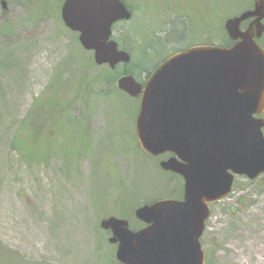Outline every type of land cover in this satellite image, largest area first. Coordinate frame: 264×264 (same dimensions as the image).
<instances>
[{
	"label": "rangeland",
	"instance_id": "374dc122",
	"mask_svg": "<svg viewBox=\"0 0 264 264\" xmlns=\"http://www.w3.org/2000/svg\"><path fill=\"white\" fill-rule=\"evenodd\" d=\"M5 1L10 13L3 16L0 9V264H118L117 247L100 222L115 216L137 230L142 225L135 211L180 199L182 182L162 171L164 157L152 158L141 148L135 126L140 102L118 89L106 96L100 78L109 67L93 66V53L65 26L61 10L51 15L50 3L57 0ZM129 4L134 17L115 27L114 39L129 42L119 47L131 53L129 65L143 82L140 70L156 68L189 44L227 45L225 22L252 10L254 0ZM259 43L264 49V35ZM146 47L154 54L144 55ZM73 55L80 76L68 84L65 98L71 102L56 111L62 118L50 127L48 103L57 93L56 101L63 96ZM35 109L37 144L49 149L36 157L24 152L20 134ZM211 210L201 240L205 264H264V174L254 181L237 177L232 194Z\"/></svg>",
	"mask_w": 264,
	"mask_h": 264
},
{
	"label": "water",
	"instance_id": "95a60500",
	"mask_svg": "<svg viewBox=\"0 0 264 264\" xmlns=\"http://www.w3.org/2000/svg\"><path fill=\"white\" fill-rule=\"evenodd\" d=\"M133 13L121 0H65L61 19L93 53L95 65L114 70L131 62L113 39L117 23ZM253 20L242 30V24ZM229 48L200 46L168 58L145 84L126 75L118 89L141 99L136 131L153 157L174 156L164 171L185 182L184 199L159 200L139 207L146 227L109 217L100 227L111 232L119 264H205L201 239L210 204L227 198L236 176L256 180L264 174V0L228 19Z\"/></svg>",
	"mask_w": 264,
	"mask_h": 264
},
{
	"label": "trees",
	"instance_id": "16d2710c",
	"mask_svg": "<svg viewBox=\"0 0 264 264\" xmlns=\"http://www.w3.org/2000/svg\"><path fill=\"white\" fill-rule=\"evenodd\" d=\"M121 1L126 5V7L130 11H133L132 10V7L129 4V0H121ZM63 2H64V0H62V1L61 0H57L55 2V5L52 2L50 3L49 8H50V12H51V15L52 16H56V15L59 14ZM115 40L117 42H119V43L120 42L123 43L124 45L125 44H129V42H127V41L124 42V41H121V40L116 39V38H115ZM133 41L138 42L137 40H133ZM159 41L161 42V40H159ZM151 54H154L153 50L151 51L150 47H148V48L146 47V51H145V54L144 55L151 56ZM74 57L75 56L73 55L72 60L70 62L69 70L71 72V74H70L71 76H70V79L67 81L66 87L63 89V92H62L63 93V96L59 99L60 101H56V98L55 97L58 94L57 93L49 101V103H48V108L50 110L49 112H51L52 115H49L48 114V116L46 117L45 123L48 124L50 127H56V124L62 118L61 117L59 119V117H56V111H58V110L60 111L59 108H61V107L66 108L69 105V103L71 102L72 97H71V99L69 101H67L66 98H65V94L69 90L68 84L71 83L73 80H78V78H79L78 76H80V70L78 68H76L77 65L73 63ZM92 62H93V66L96 67L94 61H92ZM131 63H132V61H131ZM155 66L156 65H154V67ZM154 67H152V68H154ZM152 68L151 69L140 70L141 77H142L143 74H146V77L150 76L152 74V71H151ZM134 74L135 73L133 72V67L130 66L129 64L128 65H125L123 67V69H120V66L117 67L114 70L109 69V68L105 69V74L100 79L106 85V89H107L105 91L106 96H108V97H114L115 96L116 91H117V81H118L119 78H121L123 76H126V75H133V76H135ZM141 77H140V79H141ZM35 107H36V105H35ZM21 127H22V130L20 131V134L22 135V139H23V141H22V148H23V150H24V152L26 154H30V155H33L34 157H36L37 156V153H41V155H42V153L44 154L46 152H49V149H46V151H44L43 148H42V146L40 147L37 144V141H36V109L35 110H32L30 112V114L28 115V117L21 124ZM46 136H47V134H46ZM42 142L45 143V142H47V140H44ZM72 152H73V150L68 149L67 154L71 155ZM129 200H131V198H129Z\"/></svg>",
	"mask_w": 264,
	"mask_h": 264
},
{
	"label": "flooded vegetation",
	"instance_id": "af4514ba",
	"mask_svg": "<svg viewBox=\"0 0 264 264\" xmlns=\"http://www.w3.org/2000/svg\"><path fill=\"white\" fill-rule=\"evenodd\" d=\"M0 9L3 11L2 12V14H3V16H6V15H8L9 13H10V9H9V5H8V3H7V1H5V0H0ZM134 14V13H133ZM252 21L253 20H250V21H248V22H245V23H243L242 24V30H245V29H247L248 27H249V25L252 23ZM244 26H246V27H244ZM210 32H211V29H210ZM201 32H200V30H199V33H198V38H199V40L201 39ZM196 35V34H195ZM208 37L210 38V36H209V32H208ZM210 40H211V38H210ZM235 43L234 42H232V41H228V43H227V45H225L226 47H231V46H233ZM200 46H216V45H213V43H212V41L210 42V43H202V42H200V41H198V42H196V43H193V44H189L187 47H185L184 49H181V50H177L176 52H174V53H172V54H170L169 56H167V58H165L163 61H162V63L161 64H163L168 58H170L172 55H174V54H177V53H179V52H184V51H186V50H188V49H190V48H194V47H200ZM224 46V47H225ZM260 46H261V44H260ZM262 47V46H261ZM263 48V47H262ZM160 64V65H161ZM160 65H158V67L160 66ZM157 67V68H158ZM156 70V68L152 71V74L154 73V71ZM151 74V75H152ZM150 75V76H151ZM150 76H148V77H146L145 78V81H143V82H147V80L150 78ZM174 155L173 154H171V153H167V154H165V155H162L161 157H164V159H166V160H168V159H170V158H172ZM161 157H159V158H161ZM162 162V161H161ZM167 173H170V172H167ZM172 176H174V177H177L181 182H182V197L180 198L181 200H183L184 199V189H185V182H184V179L180 176V175H176V174H173V173H170ZM210 207H211V205H210ZM142 228V227H141Z\"/></svg>",
	"mask_w": 264,
	"mask_h": 264
}]
</instances>
